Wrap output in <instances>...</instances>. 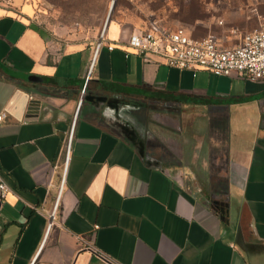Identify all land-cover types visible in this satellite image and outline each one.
<instances>
[{"label": "crops", "instance_id": "crops-1", "mask_svg": "<svg viewBox=\"0 0 264 264\" xmlns=\"http://www.w3.org/2000/svg\"><path fill=\"white\" fill-rule=\"evenodd\" d=\"M133 30L96 51L0 0V264H264V80L142 58ZM167 105L182 142L153 160Z\"/></svg>", "mask_w": 264, "mask_h": 264}, {"label": "rangeland", "instance_id": "rangeland-1", "mask_svg": "<svg viewBox=\"0 0 264 264\" xmlns=\"http://www.w3.org/2000/svg\"><path fill=\"white\" fill-rule=\"evenodd\" d=\"M20 1L30 4L36 19L54 30L69 32L81 27L88 36L95 34L97 39L105 25L106 28L118 26L127 33L160 22L172 27L183 26L196 39L214 36L224 46H232L246 32L264 22V0H116L110 13L112 0ZM166 108V119L146 117L150 124L146 132L153 146L150 151L153 160L159 161L162 154H169L168 150L173 153L182 142L181 116L175 115V107L167 105ZM162 133H166L168 139L165 140L166 150H162Z\"/></svg>", "mask_w": 264, "mask_h": 264}, {"label": "built area", "instance_id": "built-area-1", "mask_svg": "<svg viewBox=\"0 0 264 264\" xmlns=\"http://www.w3.org/2000/svg\"><path fill=\"white\" fill-rule=\"evenodd\" d=\"M105 34L106 25L95 46L96 51L102 46ZM126 45L135 55L142 58L153 56L170 68L193 73L207 71L214 76L236 75L250 81L264 80V22L246 32L232 46H224L214 36L196 39L183 26L172 27L160 22L133 30L127 37ZM107 48L113 49L111 46ZM91 68L92 65L88 75ZM8 191L0 177V200L5 198ZM56 208L57 203L49 214L46 232L55 220Z\"/></svg>", "mask_w": 264, "mask_h": 264}, {"label": "water", "instance_id": "water-1", "mask_svg": "<svg viewBox=\"0 0 264 264\" xmlns=\"http://www.w3.org/2000/svg\"><path fill=\"white\" fill-rule=\"evenodd\" d=\"M114 3H115V0H112L111 6H110V9H109V13L112 11V9L114 7ZM31 79H33L34 82L42 81V79L38 78V77H34V78H31Z\"/></svg>", "mask_w": 264, "mask_h": 264}, {"label": "trees", "instance_id": "trees-1", "mask_svg": "<svg viewBox=\"0 0 264 264\" xmlns=\"http://www.w3.org/2000/svg\"><path fill=\"white\" fill-rule=\"evenodd\" d=\"M116 1V0H115ZM114 5H115V3H114ZM114 8V7H113ZM113 10V9H112Z\"/></svg>", "mask_w": 264, "mask_h": 264}]
</instances>
